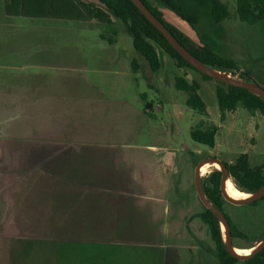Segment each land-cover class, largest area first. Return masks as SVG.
Returning <instances> with one entry per match:
<instances>
[{"label":"crops","instance_id":"obj_1","mask_svg":"<svg viewBox=\"0 0 264 264\" xmlns=\"http://www.w3.org/2000/svg\"><path fill=\"white\" fill-rule=\"evenodd\" d=\"M74 1L0 0V239L9 238L11 246H17L15 242L23 239L21 236H28L25 238L29 242L51 239L93 245L99 247V255L106 257L108 264H131L134 257L138 262V258L150 255L164 264L162 243L142 241L146 234L140 228L135 233L129 230L132 225L156 222L176 226L173 234H186L188 250L197 251L198 258L210 262L214 258L220 264L210 229L199 216L205 206L195 186L196 169L189 168L178 183L174 176L179 170L171 169L176 155L168 149L152 157V165L162 169L158 168L148 181L146 164H150V157L134 155V149L126 147L132 141L116 135L120 123L127 126L125 135L135 120L140 122L158 109V101L161 108L164 106L160 97L149 101L147 94H142V112L128 100L131 75L148 74V65L135 54L133 44L128 46L115 38L118 22L114 17L108 25L113 37L100 34V40H87L94 28L107 24L65 19L82 12ZM97 2L92 1L102 8ZM148 2L163 15L173 17L177 28L191 29L156 0ZM232 11L223 22L229 30L243 22L235 7ZM67 22H74V29L84 39L72 47L78 50L73 56L81 66L72 73L54 69L63 64L62 52L54 56L61 59L59 63L38 60V49L69 46L21 40L22 33L48 28L62 31ZM89 65H97V69L91 71ZM90 72L95 78L88 75ZM149 86L156 88L153 83ZM231 114L237 111L226 117ZM69 120L78 128L85 126V136L53 135L55 128L65 129ZM27 130H43L46 136L23 135ZM166 169L172 180L161 177ZM149 192L161 194L153 198L155 204H149ZM201 244L208 247L201 251ZM198 258L196 264H200Z\"/></svg>","mask_w":264,"mask_h":264},{"label":"rangeland","instance_id":"obj_2","mask_svg":"<svg viewBox=\"0 0 264 264\" xmlns=\"http://www.w3.org/2000/svg\"><path fill=\"white\" fill-rule=\"evenodd\" d=\"M225 2L228 3L232 13L233 7L236 8L235 1L225 0ZM96 4L102 6L99 2ZM164 17L168 22L177 26L173 17L166 13ZM64 24L66 25L65 28H62V31H56L55 28L54 30L48 28L47 31L42 30L43 32L38 33H22L21 40L23 42L38 41L39 43L69 46L70 48H63L60 50L50 48L38 49L40 52L38 60H48L50 61L49 63H59L60 60L63 59V64L55 66L56 68L54 69L59 72L70 73L72 69H79L81 67L78 66V58L73 56V53L77 49H73L72 47L76 46V44L84 39L82 38V34L74 29L76 27L74 22H67ZM180 29L195 43H200V37L192 28V30L190 28L189 30ZM200 30L201 34L205 32H203L202 28ZM215 31L219 33L215 36L217 41L215 46L216 49L222 55L228 57L236 56L242 58L241 51L246 52L247 59L245 62L250 66L255 82L264 87V22L255 25L242 22L239 26L230 31L222 23ZM116 33L115 38L117 37L119 40L121 39L127 42L128 46H133L131 45L133 44L132 36L127 31L125 24L118 22ZM100 34H107L109 38L113 37L110 26L102 25L94 28L92 35H90V38L87 40H94L95 38L100 40ZM234 37L237 38V41ZM157 49L162 61L160 72L151 74L149 71L148 74L146 73L149 78H147L143 72H133V75L130 77L132 87L128 100L142 112H145V101L142 99V94H147V99L149 101H157L160 98L163 99L164 106L161 108L162 102L158 101L157 104L161 109L158 107L154 113L150 111L146 118L142 119L141 117L142 120H140V122H136L135 120L134 126L129 129V131H127L128 133L126 132L127 134L125 133V135L123 132H125L127 126L126 124L123 126L124 124L120 123L119 126H122L120 128L121 130L119 135L116 134L119 137H125L132 141L133 144H129L126 147L131 150L134 149V155L146 154L150 157V164H146L148 181H152L158 168L159 170L162 169H160L158 165H152L155 164L152 161V157L164 153L168 149L176 155V160L171 169L175 171L179 170L178 175L174 176L178 183L182 182L185 172L189 168L196 169L201 161L209 157H217L226 164H234L239 155L247 153L250 157L251 167H262L264 170V117L259 112H249L242 106H239L238 110H236V115L231 114L229 119L225 117V119L222 120L218 109L219 107H216L218 106L216 97L217 82L215 80H205L201 74L194 70L179 68L175 59L159 47H157ZM56 52H62L65 56L61 59H56L54 57ZM135 54L139 57L136 51ZM139 59L142 60L140 57ZM140 62L141 61H139V63ZM24 65L28 64H23V66ZM60 67H62L63 70L59 69ZM88 67L91 71L97 69V65H89ZM245 71L246 67L239 65L237 71L233 73L227 71L226 74L242 79V73ZM88 75L95 78V75L91 72ZM152 75L153 77L151 78ZM180 76H184L189 82L197 81L202 84L199 93L208 105L206 114H201L187 106L188 94L177 90L175 87V80ZM166 80L169 82H165ZM151 83L154 84L156 87L155 89L149 86ZM156 98L157 100H155ZM210 124L218 126L216 146L213 149L206 145L196 143L191 138L192 129L203 125L206 128ZM257 129H259L258 135ZM87 132L85 126L78 128L74 121L69 120L65 122V129L55 128L53 135L55 137H78L85 136ZM23 135L46 136V133H44L43 130H27L23 132ZM168 169L161 174L163 180L173 179L169 178L167 172L170 170ZM214 169L215 168H212L209 174L203 176L204 181H206L213 172L220 171V169ZM160 195V193H147L149 204H155L156 201L152 203L153 198L161 197ZM223 210V213L231 220L233 229L237 233H242V236L232 238L233 244L236 247L252 249L264 238V200L259 201L255 205L247 204L242 206L224 203ZM175 227L176 226L169 224L151 222L145 226L132 225L129 230H132L131 233H133V231L135 233L140 228L146 234L145 238H142V241H146L149 244L152 242L162 243L164 249V264H187V262L196 264L198 252L195 250H188L189 240L184 232L173 234V229H175ZM129 235L131 236V234ZM21 237L23 239L17 238L15 242H18L17 246H11L9 238L0 239V264H108L106 257H101L99 255V247L97 249V246L79 245L74 242L51 239H49V241L39 240L29 242V240L25 238L28 236ZM173 238L175 242L172 240ZM201 246L203 248L201 251L208 247L206 244H201ZM212 247L216 254L214 242L212 243ZM136 258L134 257L131 259V264H158V261L156 262V259H153L152 255L147 256V259L144 258L140 260V258H138V262ZM215 260L216 259L213 258L210 262L209 260H204L202 257L198 258L200 264H217ZM237 264L244 263L239 262Z\"/></svg>","mask_w":264,"mask_h":264},{"label":"trees","instance_id":"obj_3","mask_svg":"<svg viewBox=\"0 0 264 264\" xmlns=\"http://www.w3.org/2000/svg\"><path fill=\"white\" fill-rule=\"evenodd\" d=\"M84 3L75 0L74 3L82 10L79 16H66L65 19L89 21L96 20L100 23L111 25L114 17L117 22H122L127 27L133 39V45L139 57L146 62L151 74L160 72L162 61L157 47L162 49L173 59L177 61L179 68H187L201 74L205 80H214L192 67L186 62L177 51L169 44L163 35L142 15L139 9L131 0H97L102 8L97 7L92 1ZM145 5L158 17L166 27L174 34L197 59L211 68L224 72H235L239 65L246 67L242 73V79L255 82L250 66L245 62L247 53L241 51L242 58L228 57L222 55L216 49V38L219 33L215 30L226 20L230 18V10L223 0H156L167 10L173 12L180 19L187 22L189 26L200 37V43H195L186 36L180 29L168 22L164 15L155 9L148 0H142ZM236 3L237 15L241 21L255 25L264 22V0H234ZM72 2V1H71ZM25 7L24 1L21 2ZM52 17H57L56 15ZM203 29V34L201 30ZM230 31V30H229ZM237 41V38L234 37ZM236 46V45H235ZM238 46V45H237ZM138 63L135 61L133 68L136 70ZM147 78H149L147 76ZM216 81V80H215ZM217 82L216 97L218 102L221 119L224 120L227 113L235 112L239 106L249 112H259L264 117V99L246 89ZM175 87L179 91L188 94L187 106L201 114L207 113V106L199 91L201 85L197 81L189 82L184 76L177 77ZM218 126L210 124L206 128L203 126L192 129L191 138L196 143L206 145L210 148L216 146V136ZM229 169V175L233 179L237 188L245 193H254L264 186V170L262 167L252 168L250 157L247 153L239 155L234 164H226ZM221 171L213 172L206 181L203 180L204 192L208 200L218 207L222 212L224 200L221 192ZM264 200V197L259 201ZM259 201L252 203L257 204ZM201 219L208 225L212 240L215 243L216 256L220 264H264V250L258 253L254 258L247 261H240L232 257L226 250L221 224L214 214L204 208L199 214ZM231 229V236L235 238L242 236L233 229L231 220L226 215Z\"/></svg>","mask_w":264,"mask_h":264},{"label":"water","instance_id":"obj_4","mask_svg":"<svg viewBox=\"0 0 264 264\" xmlns=\"http://www.w3.org/2000/svg\"><path fill=\"white\" fill-rule=\"evenodd\" d=\"M131 1L139 9L142 15L163 35V37L177 51V53L200 73L209 76L210 78L222 82L224 84L246 89L249 92L254 93L264 99L263 86L259 85L257 82L238 79L224 72H219L218 70H215L210 66L204 64L202 61L197 59L181 42H179V40L174 36V34L166 27V25L158 17H156L153 14V12L147 7V5H145V3L142 0H131ZM206 163H217L220 165L221 167L220 171L222 172L221 185H220L222 196L225 201H227L232 205L242 206L259 201L264 197V186L254 193H247L250 194L249 198H246L244 200H235L229 197L225 191L226 182L228 179H231V177L229 175V169L223 160L217 157H209L198 164L195 172V186L201 202L207 209H209L214 214V216L219 220L221 226H225L226 228V238H224V235L223 238L227 252L232 257L240 261L250 260L254 258L262 250H264V238L260 241V243L256 247H254V251L252 252V254L248 256L239 255L235 251V245L233 244V239L231 236L230 224L226 215L218 207L213 205L208 200L204 192L203 177L200 174V170L201 167Z\"/></svg>","mask_w":264,"mask_h":264},{"label":"bare ground","instance_id":"obj_5","mask_svg":"<svg viewBox=\"0 0 264 264\" xmlns=\"http://www.w3.org/2000/svg\"><path fill=\"white\" fill-rule=\"evenodd\" d=\"M212 168H215L216 170H219L221 167L217 163H206L201 167L200 174L203 177L206 174H209ZM214 169V170H215ZM225 191L229 197L235 200H244L246 198L250 197V194H247L245 192H242L237 186H235L234 182L232 179H228L225 185ZM222 231L224 238H226V228L225 226H222ZM235 251L242 256H248L252 254L254 251V248L252 249H243L235 246Z\"/></svg>","mask_w":264,"mask_h":264}]
</instances>
